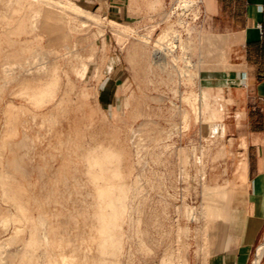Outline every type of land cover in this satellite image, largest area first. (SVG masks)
<instances>
[{"label": "rangeland", "instance_id": "obj_1", "mask_svg": "<svg viewBox=\"0 0 264 264\" xmlns=\"http://www.w3.org/2000/svg\"><path fill=\"white\" fill-rule=\"evenodd\" d=\"M168 3L0 0V264H203L218 246L243 143L198 77L232 42L202 0L157 59Z\"/></svg>", "mask_w": 264, "mask_h": 264}, {"label": "crops", "instance_id": "obj_2", "mask_svg": "<svg viewBox=\"0 0 264 264\" xmlns=\"http://www.w3.org/2000/svg\"><path fill=\"white\" fill-rule=\"evenodd\" d=\"M78 1L128 17L129 0ZM204 4L212 25L228 33L225 40L232 43L226 66L203 69L198 80L203 87L220 89L230 101L226 125L231 138L243 143L244 158L236 167L242 183L232 191L228 188L218 246L203 264H250L264 239V0ZM263 252L264 248L259 263Z\"/></svg>", "mask_w": 264, "mask_h": 264}, {"label": "built area", "instance_id": "obj_3", "mask_svg": "<svg viewBox=\"0 0 264 264\" xmlns=\"http://www.w3.org/2000/svg\"><path fill=\"white\" fill-rule=\"evenodd\" d=\"M202 0H169L167 8L163 11V17L160 23H168L170 29H176V34L171 35L170 42L164 44L161 48L154 51L157 59L169 57L173 54L183 51V43L189 37L188 31L192 27L200 28L204 24L205 11L202 9ZM191 25V26H189ZM260 28V24H258Z\"/></svg>", "mask_w": 264, "mask_h": 264}, {"label": "bare ground", "instance_id": "obj_4", "mask_svg": "<svg viewBox=\"0 0 264 264\" xmlns=\"http://www.w3.org/2000/svg\"><path fill=\"white\" fill-rule=\"evenodd\" d=\"M18 8V7H17ZM82 10V9H81ZM79 16V15H78ZM19 27V26H18ZM34 89V88H33ZM41 89V88H40ZM39 90V89H38ZM38 90H34V91H38ZM264 248V239L262 241H260V243L258 244L255 252H254V256L252 258V264H259V259L260 256L259 254L261 253L262 249Z\"/></svg>", "mask_w": 264, "mask_h": 264}]
</instances>
